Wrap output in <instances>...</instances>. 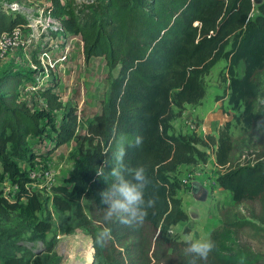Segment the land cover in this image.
Instances as JSON below:
<instances>
[{"label":"trees","instance_id":"trees-1","mask_svg":"<svg viewBox=\"0 0 264 264\" xmlns=\"http://www.w3.org/2000/svg\"><path fill=\"white\" fill-rule=\"evenodd\" d=\"M51 1L52 14L67 30L80 33L85 58L104 56L109 67L108 98L88 123L68 177L74 187L63 186L58 191L63 195L55 196L59 209L73 215L74 225L68 230L82 226L92 234L95 252L90 264L261 263L262 256L239 236L246 225L264 231V15L257 17L253 34L249 15L253 0ZM257 2L264 14V0ZM23 21L21 12L8 14L0 0V33ZM231 37L232 45L225 50ZM223 50L244 63L243 76L230 81L231 101L242 104L238 118L242 129L231 134L227 122L217 136L204 135V144L216 146V164L224 169L216 180L231 190L233 203L221 209V223L210 231L214 250L206 261H199L186 254V239L167 234L171 225L187 217L177 194L178 180L171 174L182 163L204 158L194 145L199 135L175 133L173 117L181 114L186 103L203 97L204 76ZM25 78L21 71L9 68L0 73V158L18 175L27 199L9 201L0 195V264H58L57 256L38 254L19 242L20 234L27 231L25 221L36 224L39 231L51 227L49 220L39 218V196L25 188L28 179L14 163V157L25 158L30 136L54 127L52 120L21 97L19 87ZM42 93L49 109L65 107L52 86ZM77 127L78 113L70 107L56 129L57 146L75 135ZM121 135L133 141L125 145V163L147 166L151 183L146 197L156 198L139 227L106 225L103 220L106 208L100 193L109 182L97 170L110 173ZM137 135L143 137L139 146L134 145ZM83 198L89 200L92 215L84 210ZM104 227L111 228L112 236L101 247L96 236ZM91 254H86L87 262Z\"/></svg>","mask_w":264,"mask_h":264},{"label":"rangeland","instance_id":"rangeland-1","mask_svg":"<svg viewBox=\"0 0 264 264\" xmlns=\"http://www.w3.org/2000/svg\"><path fill=\"white\" fill-rule=\"evenodd\" d=\"M23 4L32 7H47L51 0H21ZM257 0L252 1L250 19L251 31L254 34L259 25L258 16L264 15L257 6ZM10 14V11H7ZM51 37L37 46L30 53H21L17 56L6 55L0 62V73L9 68L21 71L26 75L20 85L21 97L35 110L41 111L44 116L53 121L54 127H47L40 135L30 136L25 150V158L14 157L15 166L25 175L28 181L25 188L38 194L41 208L39 218L50 221L51 227L47 231H39L36 224L25 221L19 242H23L38 254H49L58 257V264H90L94 258L95 247L90 231L82 226L68 230L74 225L73 215L69 211L59 209L55 196L63 186L72 189L73 182L68 180L74 168L75 160L79 155L82 137L87 130L88 123L103 109L108 98L110 79L109 67L104 56H93L89 60L83 52V41L80 33L63 30L53 31ZM229 40L224 49L231 47ZM119 72L117 66L113 73ZM244 74L242 60L235 61L223 52L204 76L205 92L196 102L186 103L181 114L174 115L175 133L187 131L193 133V127L199 125L204 114L217 110L221 113L219 119H229V132L237 134L242 129L239 116L242 113V104L231 101L230 81L240 79ZM52 86L64 103V108L49 109L42 89ZM216 100H218L216 102ZM75 107L78 113V127L75 135L57 146L56 129L58 128L65 111ZM178 111V107L173 105ZM225 122V123H227ZM221 125L213 124L211 134L218 135ZM195 133V132H194ZM194 145L203 153V159L194 162L182 163L171 175L178 180L177 194L181 198V206L187 217L171 225L167 234L177 238L194 239L209 238L210 231L221 223V209L232 205L231 190L221 186L217 177L224 172L215 161V145L204 144V136ZM187 179V183L183 179ZM200 182L196 195L191 192L192 181ZM207 191L204 199L197 197ZM24 190L18 181V175L4 165L0 158V195L9 201L25 202ZM82 203L87 214L92 215V207L88 199ZM194 208L199 216L192 218L188 210ZM244 209V207H243ZM3 218H0L2 220ZM36 235V236H35ZM240 240L248 245L252 251L262 256L264 264V231L257 232L252 225H246L239 231ZM92 245V250H89ZM92 253L87 262L86 254Z\"/></svg>","mask_w":264,"mask_h":264},{"label":"clouds","instance_id":"clouds-1","mask_svg":"<svg viewBox=\"0 0 264 264\" xmlns=\"http://www.w3.org/2000/svg\"><path fill=\"white\" fill-rule=\"evenodd\" d=\"M143 143V137L137 135L134 145ZM132 145L126 136L121 135L116 150L112 153V169L106 173L104 168L97 170V175L104 177L109 182V187L103 190L101 203L105 205L103 220L106 225L119 222L123 225L139 227L143 225L148 216V210L156 205L154 196H147L146 192L151 183L148 168L144 164L131 167L125 163V145ZM110 227H104L96 236V242L105 246L111 239ZM185 252L194 260L206 261L215 248V242L211 238H187Z\"/></svg>","mask_w":264,"mask_h":264},{"label":"built area","instance_id":"built-area-1","mask_svg":"<svg viewBox=\"0 0 264 264\" xmlns=\"http://www.w3.org/2000/svg\"><path fill=\"white\" fill-rule=\"evenodd\" d=\"M5 9L21 12L25 21L10 30L0 33V55L4 57L30 53L37 44L44 43L51 37L53 31H63L66 28L47 7H32L23 4L21 0H4ZM187 183V179H183ZM192 182H188L190 184Z\"/></svg>","mask_w":264,"mask_h":264},{"label":"crops","instance_id":"crops-1","mask_svg":"<svg viewBox=\"0 0 264 264\" xmlns=\"http://www.w3.org/2000/svg\"><path fill=\"white\" fill-rule=\"evenodd\" d=\"M218 100H216L217 102ZM221 118V113H219L217 110L208 112L207 114H204L202 116V119L199 121V125L196 127H193L194 131L199 136H204L205 134L212 133L213 124L215 123L217 125H221L222 123L227 122L229 119H219ZM183 133H187V131H183Z\"/></svg>","mask_w":264,"mask_h":264},{"label":"water","instance_id":"water-1","mask_svg":"<svg viewBox=\"0 0 264 264\" xmlns=\"http://www.w3.org/2000/svg\"><path fill=\"white\" fill-rule=\"evenodd\" d=\"M200 188V182L194 180L191 183V192L196 195ZM207 196V191L203 190V192L197 197L198 199H204ZM189 215L192 218H197L199 216V213L196 209L191 208L188 210Z\"/></svg>","mask_w":264,"mask_h":264}]
</instances>
